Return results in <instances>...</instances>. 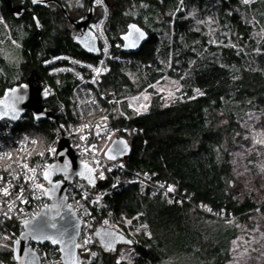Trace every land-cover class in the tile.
<instances>
[{
  "label": "trees",
  "instance_id": "obj_1",
  "mask_svg": "<svg viewBox=\"0 0 264 264\" xmlns=\"http://www.w3.org/2000/svg\"><path fill=\"white\" fill-rule=\"evenodd\" d=\"M100 16L99 10L93 22ZM129 21L150 38L136 54L113 52L110 72L101 81L103 93L113 101L109 125L131 147L122 159L129 170L157 175L189 203L168 205L141 195L136 187L125 188L107 202L116 220L139 216L150 226V234L138 236L133 244L135 264H228L238 226L264 209L254 195H240L232 163L239 125L249 112L264 107V0L251 5L243 0H124L121 15L105 25L113 45H123L120 37ZM41 27L44 37L38 36ZM2 44L16 51L19 62L8 65L0 52V97L29 77L41 76L40 85L54 89L44 103L47 109L58 116L64 108L75 121L74 80L51 78L43 65L61 54L90 63L97 59L71 38L64 17L38 8L16 20L0 0ZM165 78L178 85L175 96L164 97L155 88ZM142 93L150 97L147 113L122 104ZM57 125L51 120L36 123L28 112L23 127L48 143ZM191 204L225 209L227 219L197 213ZM98 229L93 264H125L119 259L125 244L99 246ZM21 232L20 224L9 223L10 241L0 252L3 260L13 258L11 247ZM47 248L60 258L57 249Z\"/></svg>",
  "mask_w": 264,
  "mask_h": 264
},
{
  "label": "built area",
  "instance_id": "obj_2",
  "mask_svg": "<svg viewBox=\"0 0 264 264\" xmlns=\"http://www.w3.org/2000/svg\"><path fill=\"white\" fill-rule=\"evenodd\" d=\"M255 1L247 4L251 5ZM96 5L101 16L89 28L98 40L100 54L97 61L90 63L61 54L52 56L43 65L51 78L70 76L74 80L71 97L75 121L68 117L64 108L58 110L60 118L57 116L56 121L51 120L58 122L57 130L48 143L40 142L24 129V118L18 123H0V252L10 222L22 226L49 204L44 173L58 160L59 143L63 139L69 142L83 165L92 168L96 185L99 186L94 189L76 178L67 190L68 205L81 222L77 248L80 264H93L97 258L95 227L114 232L131 243L125 245L119 253V259L125 264H135L137 254L133 244L137 243V237L150 234L149 224L142 222L139 216L122 220L114 218L107 202L114 194L121 193L127 187H136L141 195L158 197L168 205L182 206L189 203L185 196L177 193L172 185L158 179L157 175L131 171L122 160L112 161L105 156L109 145L118 138V130L109 125L113 101L103 93L101 81L110 72L109 61L113 52L123 51V45H113L110 42L105 32L107 8L101 0ZM96 69H99V74ZM41 87L49 98L54 95V89L49 85ZM138 103L136 107L132 105L138 113L139 105H148L139 99ZM37 185H43V188ZM190 206L195 212L204 213L211 218L227 219L225 209L217 210L208 205ZM30 247L40 257L41 264H61L60 258L47 245ZM0 264L15 262L13 258L3 260L0 256Z\"/></svg>",
  "mask_w": 264,
  "mask_h": 264
},
{
  "label": "water",
  "instance_id": "obj_3",
  "mask_svg": "<svg viewBox=\"0 0 264 264\" xmlns=\"http://www.w3.org/2000/svg\"><path fill=\"white\" fill-rule=\"evenodd\" d=\"M8 12H10L17 20L22 19L26 14V9L23 6L15 8L12 0H2ZM90 8L88 16L81 24V32L75 40V43L82 51L91 57L97 58L100 54L98 40L94 33L89 28V23L93 14L92 0H88ZM56 2V0H32L33 6H45L48 3ZM57 3V2H56ZM61 6V5H60ZM67 19L76 26L77 21H73L66 9L61 6ZM132 25L144 34L142 39H137V33L132 29ZM132 33L128 39V33ZM148 33L136 23H130L127 32L122 34L120 39L123 43V52L126 54H136L141 47L149 40ZM134 41V43H133ZM86 44L88 46H86ZM89 47H93L89 51ZM49 96L42 91V87L37 79L33 76L29 77L26 82L16 85L5 90L0 97V123L4 121L18 123L29 112L31 113L34 122L40 123L46 120H57V116L52 113L44 105L48 101ZM7 106V107H6ZM6 113V114H5ZM131 153V147L125 138L118 137L112 141L105 156L112 161H120ZM110 157H114L111 158ZM91 170V171H89ZM46 172L49 174V180H46L48 185L46 197L49 204L43 207L40 213L33 219L22 224V232L18 239L13 243L12 255L15 264H41L40 257L32 250L31 245H49L58 250L61 264H80L78 254V246L73 247L72 241L74 238L75 245H78L81 222L77 215L68 205L67 190L69 185L78 178L86 182L89 186L96 185L95 175L91 167L85 165L77 158L72 150L69 142L65 139L61 140L58 149V160L51 164ZM82 173V175H81ZM55 223L56 229L50 227L44 228V234L54 236L57 231H64V240L61 243H52L51 239H34L37 236L38 229L45 224ZM96 238L99 246L105 249H111L115 245L124 243L130 245L124 238L118 234L98 229ZM66 245H68L66 247Z\"/></svg>",
  "mask_w": 264,
  "mask_h": 264
},
{
  "label": "rangeland",
  "instance_id": "obj_4",
  "mask_svg": "<svg viewBox=\"0 0 264 264\" xmlns=\"http://www.w3.org/2000/svg\"><path fill=\"white\" fill-rule=\"evenodd\" d=\"M67 1L70 3L73 0ZM12 45L14 46V43ZM0 52L8 65L18 66L19 58L16 51L2 44ZM154 86L164 97L175 96L179 89L177 84L166 78ZM138 99L143 104H148L139 105L137 108L139 113H147L150 97L146 93L128 98L122 104H126L129 109L137 112L133 106L136 107L139 104ZM235 135L232 163L235 180L240 186L239 193L241 196L254 195L258 203L262 204L264 202V144L256 141H264V107L249 112L246 121L239 125ZM238 229L240 234L233 243L232 259L228 264H264V209L257 210L247 222L240 224ZM5 236L4 243L8 244L9 235L5 233Z\"/></svg>",
  "mask_w": 264,
  "mask_h": 264
},
{
  "label": "flooded vegetation",
  "instance_id": "obj_5",
  "mask_svg": "<svg viewBox=\"0 0 264 264\" xmlns=\"http://www.w3.org/2000/svg\"><path fill=\"white\" fill-rule=\"evenodd\" d=\"M98 0H92V5H93V14H92V18L91 21L89 23V26L91 25V23L93 22L94 18L97 16L98 12H99V7L96 5ZM104 5L107 8V20H106V24H109L113 21L114 18L118 17L119 15H121V13L123 12V6H124V0H101ZM13 2V6L15 8H18L20 6L25 7L26 9V13L31 12L32 9H42L43 11H55V13L57 14H61L65 21H66V25H67V31L68 34L71 36V38L73 40H76V38L78 37V35L81 32V24L85 21L86 17L88 16V11L90 8V4L88 0H73L72 2H68L67 0H56V2H51L46 4L45 6H33L32 5V0H29V3L27 4L25 0H20V2H16L15 0H12ZM63 6L69 17L73 20V21H77L79 23H77L76 26H74L65 16L61 6ZM6 9V8H5ZM7 11V10H6ZM7 13L12 16L14 19H16L10 12L7 11ZM17 20V19H16ZM130 23H133L131 21H129L127 23L126 26V30L124 33L127 32L128 26ZM123 33V34H124ZM46 34V30L45 28L41 27L39 29V33L38 36L39 37H44V35ZM35 79L38 80V82H40V80L42 79L41 76L36 77Z\"/></svg>",
  "mask_w": 264,
  "mask_h": 264
},
{
  "label": "snow or ice",
  "instance_id": "obj_6",
  "mask_svg": "<svg viewBox=\"0 0 264 264\" xmlns=\"http://www.w3.org/2000/svg\"><path fill=\"white\" fill-rule=\"evenodd\" d=\"M98 2H99V0H98ZM243 2L244 3H251L252 0H243ZM131 27L138 34L136 38L137 39H142L144 34L140 31V29L137 28L136 25H132ZM129 36H132V33L131 32L128 33V36H125V39H128ZM133 43H134V41H133ZM86 46H88V45L86 44ZM92 50H93V47H89V51H92ZM101 63H103V62H101ZM96 71H97V74H99V69H96ZM256 142L257 143H260V144H264V141H256ZM111 158H114V157H110V159ZM85 168H87V165H85ZM89 171H91V170H89ZM81 175H82V173H81ZM44 179L49 180V182H51L50 179H49V174L47 172L44 173ZM37 187L43 188V185H37ZM47 191L48 190H45L46 193H47ZM5 195H7V190L6 189H5ZM25 223L27 224L28 222L25 221ZM46 227H50L52 229H56L57 228V225L55 223L45 224L44 226H42L40 229L37 230L38 231V234H37V236H35L33 238L34 239H40V240H43V239H51L52 243H54V244L63 242L64 235H65L64 231H57L54 236H48V235H45L44 234V228H46ZM67 246L68 245H66V247ZM72 246L73 247L78 246V245H75L74 238H73V241H72Z\"/></svg>",
  "mask_w": 264,
  "mask_h": 264
}]
</instances>
